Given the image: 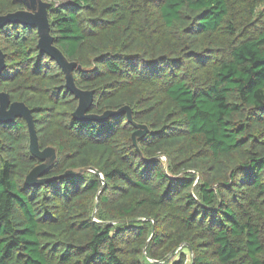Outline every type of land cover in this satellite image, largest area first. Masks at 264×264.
<instances>
[{
  "label": "trees",
  "instance_id": "16d2710c",
  "mask_svg": "<svg viewBox=\"0 0 264 264\" xmlns=\"http://www.w3.org/2000/svg\"><path fill=\"white\" fill-rule=\"evenodd\" d=\"M25 9L0 0V17ZM49 12L76 86L94 93L89 113L127 107L131 120H76L37 28L0 30V93L32 110L40 149L57 155L48 181L28 185L43 161L27 122L0 123V264H264V0H65ZM86 168L100 174L66 175Z\"/></svg>",
  "mask_w": 264,
  "mask_h": 264
},
{
  "label": "water",
  "instance_id": "95a60500",
  "mask_svg": "<svg viewBox=\"0 0 264 264\" xmlns=\"http://www.w3.org/2000/svg\"><path fill=\"white\" fill-rule=\"evenodd\" d=\"M25 6V10L15 13H10L0 17V30L9 24H22L25 26L37 28L39 35L38 47L42 53L48 54L52 59L56 60L66 76V86L79 100L78 107L74 113V118L78 121H97L104 122L110 117H116L124 112H128L131 120V111L129 108H123L119 111H108L103 115H92L89 113L94 103V93L92 91L81 90L76 86L74 71L79 69L77 63L70 62L62 54V52L54 45V37L51 35L50 27V12L51 3L45 0H20ZM6 60L5 55L0 48V76L5 68ZM24 118L27 122L29 136H30V149L32 154L43 161L36 167L26 178V183L30 186L46 183L48 180L42 177L54 165L57 155L53 147H48L45 150L40 149L39 137L37 134L35 120L32 110L23 102H12L7 93H0V123H11L16 118ZM138 131L133 135V141L138 147V139L145 136L148 129L144 125H137ZM99 173L94 168H86L73 170L66 173L69 174H82L84 172ZM100 174V173H99ZM101 178L103 179L102 175ZM104 181V179H103ZM105 185V182H104ZM99 198L97 199V204Z\"/></svg>",
  "mask_w": 264,
  "mask_h": 264
},
{
  "label": "rangeland",
  "instance_id": "374dc122",
  "mask_svg": "<svg viewBox=\"0 0 264 264\" xmlns=\"http://www.w3.org/2000/svg\"><path fill=\"white\" fill-rule=\"evenodd\" d=\"M45 1L48 2V3H55L57 5V4H60L61 2L65 1V0H45ZM177 258L176 257H173L172 260H175L176 261ZM190 261H191V256L188 254V264L190 263ZM169 264H171V262Z\"/></svg>",
  "mask_w": 264,
  "mask_h": 264
}]
</instances>
